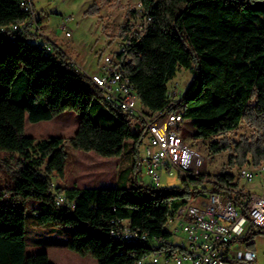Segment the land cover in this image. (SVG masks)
<instances>
[{
    "label": "trees",
    "instance_id": "trees-1",
    "mask_svg": "<svg viewBox=\"0 0 264 264\" xmlns=\"http://www.w3.org/2000/svg\"><path fill=\"white\" fill-rule=\"evenodd\" d=\"M26 1L0 0V29L29 18L22 7ZM137 1L153 16L147 34L131 48L130 61L124 64L140 107L151 113H180L191 121L195 139H214L210 154L232 151V167L245 165L251 156L259 167L264 163V0ZM108 3L101 1L102 6ZM99 13L100 7L94 5L87 15ZM126 28L127 24L121 27L118 38ZM29 35L13 32L11 38L0 32V167L13 183L0 188V264H53L48 253L27 254L28 212L35 215L36 226L76 227L66 249L84 259L136 264L158 240L171 239L166 230L170 217L198 196L223 193L245 205L229 190L239 188L240 181L227 171L214 181H206L203 174L191 176L182 180L183 188L144 186L136 177L129 186L113 188L56 186L55 181L66 176V139L28 136L27 120L40 123L75 112L80 123L70 145L105 158L121 157L129 139L137 156L143 134L132 131V116L106 102L88 74L59 50L49 53L44 43L29 41ZM179 69L190 71L193 79L183 97L174 101L170 83ZM95 99L104 100L117 114V125L105 127L94 121L89 109ZM244 122L256 128L254 138L232 148L225 136ZM58 196L66 198L65 204L57 205ZM118 222L146 234L147 241L113 239L111 231ZM263 234L264 227L250 223L229 247L246 244L255 252L252 240Z\"/></svg>",
    "mask_w": 264,
    "mask_h": 264
},
{
    "label": "built area",
    "instance_id": "built-area-1",
    "mask_svg": "<svg viewBox=\"0 0 264 264\" xmlns=\"http://www.w3.org/2000/svg\"><path fill=\"white\" fill-rule=\"evenodd\" d=\"M22 7L29 10L21 26L2 28L0 32L11 36L13 32L34 34L44 38L43 48L52 53L53 43L47 38L38 24L33 2L27 0ZM61 26L66 29V23ZM153 23L151 12L144 4L137 1L133 17L127 23L123 37L117 41V49L104 57L100 66V75L90 77L94 87L119 107L123 113L132 117L138 115L143 134L138 156L141 165L147 167L152 185L161 188L163 174L178 176L181 180L200 175L204 157L190 145L181 133L184 118L180 113H151L138 108L139 98H133L128 83L121 76L122 63L131 48L139 44ZM66 36H70L67 33ZM78 70L77 64L69 59ZM83 71V70H81ZM176 86L172 87V100L178 98ZM239 188L229 189L241 198L245 205H237L223 193H210L198 196L193 202L179 209L169 219L166 230L172 237L156 242L150 254L138 260L136 264H244L255 262L257 253L247 249L232 253L231 242L249 229L250 223L264 227V163L257 168L242 167L238 173ZM259 181L256 183V180ZM243 182V186L241 183ZM253 185L252 188L245 186ZM66 202L64 196L57 197V205ZM121 238H136V243H145L147 235L128 224L121 222V227L111 231ZM239 245V244H237Z\"/></svg>",
    "mask_w": 264,
    "mask_h": 264
},
{
    "label": "rangeland",
    "instance_id": "rangeland-1",
    "mask_svg": "<svg viewBox=\"0 0 264 264\" xmlns=\"http://www.w3.org/2000/svg\"><path fill=\"white\" fill-rule=\"evenodd\" d=\"M102 0H32L35 11L42 15L43 28L48 33L58 34L59 37L74 42L70 50V57L75 63L76 60H83L90 66V77L100 75V66L105 56L114 52L117 48V41L121 27L128 23L133 17V12L137 8V0H110L106 6L101 5ZM100 7L99 15H87V12L94 6ZM65 19L66 29L63 30L62 24ZM67 33L70 36H66ZM77 52V53H74ZM84 72V71H83ZM193 75L190 71L179 69L175 79L170 83V90L176 86L179 92L178 100L189 87ZM138 108L140 103H138ZM89 115L98 124L105 127L117 125L119 118L117 114L111 111L104 100L95 99ZM109 115L113 118L110 119ZM80 116L72 111H66L51 121L40 123H31L27 120L26 134L37 140L63 137L66 139L65 150L69 158L66 167V176L64 180L55 181V185L64 184L65 186L78 187H119L129 186L136 177L140 185L151 186L152 180L147 173V167L141 165L139 156H136L133 139L126 141L123 153L119 158H105L95 152L85 153L72 148L69 139L72 138L78 130ZM131 126L134 133H140L142 130L141 121L138 115L131 117ZM256 128L242 123L240 127L225 136L229 143L234 146L242 140H252L256 133ZM196 132L190 120H185L182 125L181 133L184 134L188 143L204 157V164L200 169V174L205 175V180H215V176L223 171H227L239 178L240 168H257L252 163L251 156L248 157L245 165L230 166L229 158L232 151L224 152L218 155H212L209 152L210 143L214 140L204 141L195 139ZM223 137L216 139L221 140ZM215 139V140H216ZM143 151V144L139 146ZM138 148V149H139ZM43 170V167L41 168ZM259 179L256 180V183ZM66 183V184H65ZM205 185H210L205 184ZM243 182L241 186H243ZM59 186V185H58ZM162 188H183L185 185L178 176L169 177L163 174L161 181ZM13 187L9 173L0 167V188ZM62 187V186H61ZM252 188L253 185L245 186ZM36 217L32 212L27 213L26 218V244L27 254L48 253L51 255V262L54 264H98L93 258L84 259L76 253L66 249V243L70 239L76 227H59L53 224L45 226H36ZM257 260L248 264H264V234L257 235L253 240ZM246 244L235 245L232 253L235 255L245 249Z\"/></svg>",
    "mask_w": 264,
    "mask_h": 264
},
{
    "label": "crops",
    "instance_id": "crops-1",
    "mask_svg": "<svg viewBox=\"0 0 264 264\" xmlns=\"http://www.w3.org/2000/svg\"><path fill=\"white\" fill-rule=\"evenodd\" d=\"M34 6V5H33ZM34 11H35V6H34ZM36 15H37V20H38V24L40 25V28L43 30V32L45 33V35L47 36V38L53 43L54 45V49H57L59 50L60 52H62L64 55H66V57L68 59H71L72 57L69 55L70 54V49L73 48V45L75 44L74 42H71V41H68L64 38H61L59 37L58 34H52V33H47L44 28H43V20H42V15L38 14L36 11H35ZM28 39L29 41L31 42H35V43H43L44 42V38L40 37V36H36L34 34H30L28 36ZM53 49V50H54ZM74 53H77L74 51ZM78 54V53H77ZM71 57V58H70ZM76 64L77 66L83 70L86 74H88V72H91V68L90 66L86 65V63L79 59V60H76ZM56 181H59V180H56ZM66 184V183H65ZM76 184V183H74ZM74 184H72L71 186H68V185H64L62 183L60 184H57V186H62V187H65V188H70V187H73ZM78 187V186H77ZM105 185L103 186H96V187H78L80 189H86V188H104ZM107 188V187H106ZM50 256V260H51V255L49 254ZM54 264V263H53Z\"/></svg>",
    "mask_w": 264,
    "mask_h": 264
},
{
    "label": "bare ground",
    "instance_id": "bare-ground-1",
    "mask_svg": "<svg viewBox=\"0 0 264 264\" xmlns=\"http://www.w3.org/2000/svg\"><path fill=\"white\" fill-rule=\"evenodd\" d=\"M27 2V1H26ZM25 11L29 13V10H27L26 7H24ZM22 24H16V25H13L12 27L10 28H13V27H19L21 26ZM6 34V33H5ZM13 38V37H11ZM130 61V58L126 55V62L128 63ZM125 63H122V67H121V76L123 78V80L126 81V83H128V86H129V89H130V92H133V98H138V93L135 89V87L133 86V84L130 82V79L126 76V69H125V66H124ZM98 91H100V89L96 88ZM101 93V91H100ZM171 96H172V91L170 92ZM103 98L105 99L106 102H108L109 104L112 105V101H109L108 97H105V95H102ZM114 106V105H112ZM115 107V106H114ZM117 109H120L119 107H115ZM142 108V107H141ZM122 110V109H120ZM123 111V110H122ZM116 227H121V222H118L117 226ZM111 237L117 241H127V242H133V243H136V238H121L119 236H117V233H112L111 232Z\"/></svg>",
    "mask_w": 264,
    "mask_h": 264
}]
</instances>
